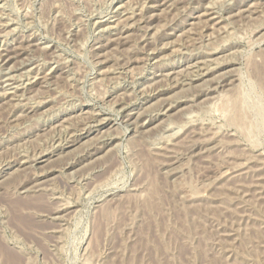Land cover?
I'll use <instances>...</instances> for the list:
<instances>
[{
    "label": "rangeland",
    "instance_id": "obj_1",
    "mask_svg": "<svg viewBox=\"0 0 264 264\" xmlns=\"http://www.w3.org/2000/svg\"><path fill=\"white\" fill-rule=\"evenodd\" d=\"M0 264H264V0H0Z\"/></svg>",
    "mask_w": 264,
    "mask_h": 264
},
{
    "label": "bare ground",
    "instance_id": "obj_2",
    "mask_svg": "<svg viewBox=\"0 0 264 264\" xmlns=\"http://www.w3.org/2000/svg\"><path fill=\"white\" fill-rule=\"evenodd\" d=\"M143 1V0H142ZM226 1V0H225ZM211 6V5H210ZM216 6V5H215ZM5 7V6H4ZM4 9V8H3ZM222 9V8H221ZM168 10V9H167ZM218 11V10H217ZM164 13V12H163ZM191 15V14H190ZM252 17V16H251ZM190 25V24H189ZM201 26H202V24H201ZM112 27V26H111ZM209 28H211V27H209ZM144 29V28H143ZM202 32V31H201ZM8 56V55H7ZM8 57H10V56H8ZM15 57V56H14ZM12 58V57H11ZM10 59V58H9ZM8 60V59H7ZM9 61V60H8ZM8 64V63H7ZM9 69H11V68H9ZM12 70V69H11ZM8 72V71H7ZM37 76V75H36ZM11 77V76H10ZM47 79V78H46ZM4 82V81H3ZM4 83H6V81L4 82ZM3 83V84H4ZM9 83H11V82H9ZM6 85V84H5ZM20 85V84H19ZM8 88V87H7ZM11 88V87H10ZM9 88V89H10ZM16 88V87H15ZM19 88V87H18ZM4 89V88H3ZM151 89V88H150ZM11 90V89H10ZM8 91V90H7ZM12 91V90H11ZM15 91V90H14ZM16 92V91H15ZM2 94H3V92H1ZM8 93V92H7ZM10 93V92H9ZM10 96V95H9ZM158 109V108H157ZM185 112V111H184ZM138 120V119H137ZM134 123V122H133ZM72 124V123H71ZM74 127V126H73ZM55 129V128H54ZM93 143V142H92ZM174 145V144H173ZM108 151V150H107ZM80 153V152H79ZM106 154V153H105ZM233 170V169H232ZM172 172V171H171Z\"/></svg>",
    "mask_w": 264,
    "mask_h": 264
}]
</instances>
